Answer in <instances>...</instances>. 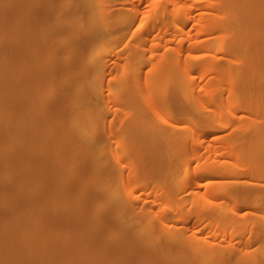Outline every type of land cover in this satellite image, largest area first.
<instances>
[{
  "label": "bare ground",
  "instance_id": "6f19581e",
  "mask_svg": "<svg viewBox=\"0 0 264 264\" xmlns=\"http://www.w3.org/2000/svg\"><path fill=\"white\" fill-rule=\"evenodd\" d=\"M245 208L264 0H0V264H264Z\"/></svg>",
  "mask_w": 264,
  "mask_h": 264
},
{
  "label": "rangeland",
  "instance_id": "374dc122",
  "mask_svg": "<svg viewBox=\"0 0 264 264\" xmlns=\"http://www.w3.org/2000/svg\"><path fill=\"white\" fill-rule=\"evenodd\" d=\"M96 48H99L98 44L90 47L89 49L94 51ZM142 59H143L144 63H148V62H151L153 60L152 58H150V56L148 54H145ZM81 85H83V84H80L77 87H80ZM114 104L115 103L113 102L110 106H112V108H113ZM251 115H252V113L250 115L248 114V119L253 117ZM256 116H258L262 119L261 114H260V116L259 115H256ZM254 120H255V118H254ZM257 121H258V119H257ZM219 131H221V130H219ZM219 131H216V132L218 133ZM217 133H215L216 136L219 135V136H217V138H219L221 136H222L221 138H223V137L224 138H231L233 136V134H231V131L227 130V129H226V131H225V129L224 130L222 129V132H219L218 134ZM227 161H229V160L227 159ZM228 205H229V202H227L224 205L225 211L227 210ZM249 210H250L249 208H245L242 211H240L241 214L246 213V218L244 219L243 226L232 232V236H234L232 243H235L236 241H238V243H235V245L240 246V242H244L245 249H247L249 251H253V253L258 256L260 254V252L264 249V246H263L261 241H255L254 236H252L251 238H248V231L251 228L252 224L258 220V217L260 215H263L264 213H259V216H258L255 214L256 212L250 213ZM254 231H255V227L252 228L253 233H254Z\"/></svg>",
  "mask_w": 264,
  "mask_h": 264
}]
</instances>
